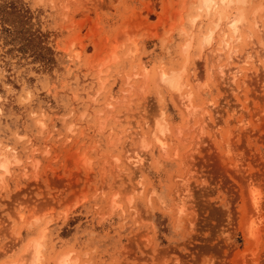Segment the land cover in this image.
<instances>
[{
    "label": "rangeland",
    "instance_id": "374dc122",
    "mask_svg": "<svg viewBox=\"0 0 264 264\" xmlns=\"http://www.w3.org/2000/svg\"><path fill=\"white\" fill-rule=\"evenodd\" d=\"M257 6L264 0L236 7L243 58L263 52ZM198 7L0 0V147L10 157L0 171V264H18L40 235L42 264L58 254L73 264H264V68L250 60L233 85L221 79L211 66L218 52L213 63L227 64L223 36L216 29L203 43L213 17ZM256 17L264 24V10ZM157 69H185L194 111ZM135 152L144 154L137 169L126 159Z\"/></svg>",
    "mask_w": 264,
    "mask_h": 264
},
{
    "label": "bare ground",
    "instance_id": "6f19581e",
    "mask_svg": "<svg viewBox=\"0 0 264 264\" xmlns=\"http://www.w3.org/2000/svg\"><path fill=\"white\" fill-rule=\"evenodd\" d=\"M184 2H185V0H184ZM186 2H188V1H186ZM208 2L211 4V7L207 6L206 0H199V7L197 8L198 11H203L204 13H206V15H210V16L213 17V20H212L213 28L208 30V33L203 38V43L204 44H210L211 41L213 40L212 37L214 35V31L216 29H220L221 30V33H222V36H223V38H222L223 49L227 50V54L225 55L227 64L226 65H223V64L222 65L221 64L216 65V64L213 63L215 61V59H217V61H219V62H220V59L222 60V57H221L222 55H220L221 53L218 52L219 54L217 53L218 55L216 56V58H214V56H213L214 61L212 62V66H211V64H210V66H211L212 69L214 68L215 72L218 73V76L221 79H224L225 81L229 82L228 85H230V83H232V85H233V83H235L236 79L240 76V74L242 72V70H241V68L239 66L240 63L241 64L242 63L243 64H247L248 61L253 60V61H256L257 63H261L262 68H264V45H263L264 43L261 42L260 38H262V37L258 36L260 41H259L258 45H256L254 43V40H253L254 39L253 32H248L247 31V34L249 33L247 35V37H246L247 40L249 42H251L252 44H255L254 46H256L255 48L253 46H250V47H253L254 49H256L257 46H260L261 47V51L263 50V52H262V54L258 53V52L252 53L251 52L252 50H251L250 52L252 53V55L248 56L247 54H245V57L243 58L242 55L238 54L239 50L234 47V44L239 42V41H241V31H242L241 28L244 25V23L246 22L245 21L246 19L244 17L243 11H241L240 8L238 9L236 7L245 5L246 4V0H208ZM226 4H227V6H225ZM221 8H224V10H223V11H225L224 15L219 13ZM235 9H238L237 12H234ZM263 10H264L263 7L257 6V8L253 12V19H252L253 20V27L257 31V34H259L260 36L262 35L261 33L264 31V24H263V22H259L257 20L256 14L260 13V12L262 14ZM196 19H197V17H195L194 20H192V22L194 23ZM224 21L227 22V23L225 22L226 23L225 25L228 26V28L227 27L226 28L229 29V32H228L229 34L224 29H221L222 28L221 24ZM201 40H202V38H201ZM222 44H221V46H222ZM253 48H251V49H253ZM182 50L187 55L188 50H189V44H186L185 47ZM258 50H259V47H258ZM224 53H223V57H224ZM254 54H256V55L253 56ZM133 55H134V53H131V54H129V57L132 58ZM186 59H187V57H186ZM110 61H115L114 57H112V59H110ZM217 61H216V63H217ZM232 65H233V67H231ZM228 66L231 67V68H229ZM157 70L159 71V69H157ZM214 70L212 72H214ZM171 71H174V70H171ZM184 71H185V69H183L179 73H178V71H177V73L176 72H170L169 73V72H167V70L166 71L165 70L164 71L160 70L158 72V77H156V75H155V77H156V79H158V81H159V83L161 85L171 89L175 93V95L178 97L179 103L181 104L182 107L186 108V111L188 110V112H190V111L192 112V110L195 107L192 105V102H190L191 101V94H187V93L185 94V92H183V90L187 89V86H189L188 84H186V82H185V80L183 78L184 77L183 76ZM227 73H229V74H227ZM132 76L134 77L136 75L133 74ZM140 76H141V78L144 81L147 80L148 71L146 70V68H143L140 71ZM128 80H129V78H127V82H128ZM111 100H112V97L109 98V101H111ZM106 106L108 108H112L110 103H107ZM191 114L189 116H191ZM185 116H188V114H186ZM156 130H157V132H159V135L160 134L162 135L165 132V128L162 127V126H159V124H156ZM150 131H151V128H150ZM159 135H156L155 133H153L154 141L153 140L152 141L154 143H156L158 145V147H160L161 151H164V149L166 148L165 147L166 145L162 141V139L160 138ZM143 137H144V135L141 134L140 135V148L142 150L143 149L145 150V149L149 148L150 145L144 143ZM165 151H166V149H165ZM5 152L2 153V148L0 147V171L2 172L1 175L3 173H6V174L9 173V159H10V157H7ZM10 154H11V158L13 157L12 160H15V163H18V161L15 159L16 156H15L14 150H11ZM143 155H140L139 152H135L133 158H131V157L127 158L126 157V159L131 160V163H130L131 166H134L137 169L144 162ZM22 171H24V170H22ZM1 175H0V177H1ZM148 192H147V194H148ZM149 194H150V192H149ZM112 200H114V199H112ZM112 200H111V204L114 202ZM253 200H254V203H255V206H256V204H257L256 201H255L256 199H253ZM107 203H108V201H107ZM110 208H114V207H110ZM47 224H48V222H47ZM250 234H252V232ZM40 236H42V235H40ZM40 236L38 237L39 239H37V238L35 240L33 239L34 241H30L31 243L30 242L28 243L30 245L28 246L27 250L25 249L26 251L24 250L25 253H24V255H22L20 257V260L18 261V264H42L41 263V259H42L43 255H42L41 249H42L43 245L41 244L42 237H40ZM37 243H39V249H37ZM55 258H53L54 260L52 259L53 260V264H62V262H67V264H73L75 262V261H71L67 254L62 255V256H60V254H58V255L55 256ZM54 261H55V263H54Z\"/></svg>",
    "mask_w": 264,
    "mask_h": 264
},
{
    "label": "snow or ice",
    "instance_id": "6c2138e0",
    "mask_svg": "<svg viewBox=\"0 0 264 264\" xmlns=\"http://www.w3.org/2000/svg\"><path fill=\"white\" fill-rule=\"evenodd\" d=\"M206 4L207 6L211 7V4L208 2V0H206ZM225 6H227V4ZM37 249H39V243H37ZM62 264H67V262H62Z\"/></svg>",
    "mask_w": 264,
    "mask_h": 264
}]
</instances>
